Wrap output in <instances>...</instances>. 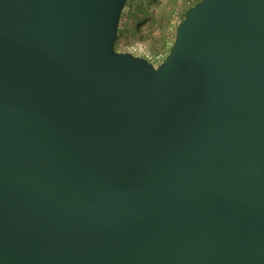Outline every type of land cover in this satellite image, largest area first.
<instances>
[{"label": "water", "instance_id": "1", "mask_svg": "<svg viewBox=\"0 0 264 264\" xmlns=\"http://www.w3.org/2000/svg\"><path fill=\"white\" fill-rule=\"evenodd\" d=\"M128 0H0V264H264V0H200L158 66Z\"/></svg>", "mask_w": 264, "mask_h": 264}, {"label": "rangeland", "instance_id": "2", "mask_svg": "<svg viewBox=\"0 0 264 264\" xmlns=\"http://www.w3.org/2000/svg\"><path fill=\"white\" fill-rule=\"evenodd\" d=\"M189 0H129L122 15V39L118 52H128L132 46H141L150 53L168 55L177 28L176 14L184 18Z\"/></svg>", "mask_w": 264, "mask_h": 264}, {"label": "built area", "instance_id": "3", "mask_svg": "<svg viewBox=\"0 0 264 264\" xmlns=\"http://www.w3.org/2000/svg\"><path fill=\"white\" fill-rule=\"evenodd\" d=\"M195 1L196 0H190L188 2V5H193ZM182 20H183L182 14L181 13L176 14L175 20H174V27L177 28ZM128 52L136 56H140V57L147 59L155 66H158L159 64H161L167 57L166 53L161 52V53L153 54V53L148 52L141 46H132L129 48Z\"/></svg>", "mask_w": 264, "mask_h": 264}, {"label": "crops", "instance_id": "4", "mask_svg": "<svg viewBox=\"0 0 264 264\" xmlns=\"http://www.w3.org/2000/svg\"><path fill=\"white\" fill-rule=\"evenodd\" d=\"M122 31H123V27H122V21H121V24H120V30H119V37H118V40H117V43H116V47L121 43L122 46H125V42L124 40H121L122 39Z\"/></svg>", "mask_w": 264, "mask_h": 264}, {"label": "trees", "instance_id": "5", "mask_svg": "<svg viewBox=\"0 0 264 264\" xmlns=\"http://www.w3.org/2000/svg\"><path fill=\"white\" fill-rule=\"evenodd\" d=\"M129 1V0H128ZM190 1V0H189ZM188 1V2H189ZM198 1H200V0H196L194 3H193V5H188V7H187V10L188 9H190L191 7H193ZM188 2H187V4H188ZM186 13V12H185ZM121 21H122V19H121ZM120 30V29H119Z\"/></svg>", "mask_w": 264, "mask_h": 264}]
</instances>
